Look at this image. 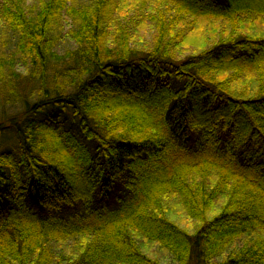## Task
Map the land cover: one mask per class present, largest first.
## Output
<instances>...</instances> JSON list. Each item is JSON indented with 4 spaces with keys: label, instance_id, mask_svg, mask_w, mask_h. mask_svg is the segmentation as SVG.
<instances>
[{
    "label": "trees",
    "instance_id": "1",
    "mask_svg": "<svg viewBox=\"0 0 264 264\" xmlns=\"http://www.w3.org/2000/svg\"><path fill=\"white\" fill-rule=\"evenodd\" d=\"M243 15L264 0H0V264H264V35ZM201 20L230 31L178 59Z\"/></svg>",
    "mask_w": 264,
    "mask_h": 264
},
{
    "label": "rangeland",
    "instance_id": "2",
    "mask_svg": "<svg viewBox=\"0 0 264 264\" xmlns=\"http://www.w3.org/2000/svg\"><path fill=\"white\" fill-rule=\"evenodd\" d=\"M29 5H33L38 3L40 0H26ZM137 2L138 0H130V2ZM242 22L238 25V31L244 33H252L258 35H264V18H254V17H247V15H243ZM72 23L71 22H64L63 23V32L58 40L56 50L59 54H64L67 50L74 48V42L72 38L68 35V31L71 29ZM188 30V36H186L185 40L182 42L181 48L178 49V59L184 58L186 55L195 52L201 47L212 43L219 35V31L221 28H224L228 32L230 31V27L227 24H222L221 21L217 22L215 20H201L197 22L195 27H185ZM132 33L136 35L135 44L139 47V49H147L150 47V43L152 40V30L149 24L141 25L139 30H135L132 26ZM215 42V41H214ZM18 69L24 71L25 67L22 64L18 65ZM258 79L256 74H253L251 71L246 72L243 76L241 81L239 82L240 88L242 90H246L247 88L252 89L251 87H255V80ZM241 85V86H240ZM11 146V141H8L7 138H2L0 140V150L9 148ZM111 205L115 204V200L112 197L109 201ZM36 205V204H35ZM38 209H41L38 205H36ZM177 213L178 210H177ZM177 220L183 227L189 228L191 230L193 226V222H190V219L186 215H176ZM74 245V241L71 240L69 242H56L53 244V248L58 251H65L70 250V247Z\"/></svg>",
    "mask_w": 264,
    "mask_h": 264
}]
</instances>
